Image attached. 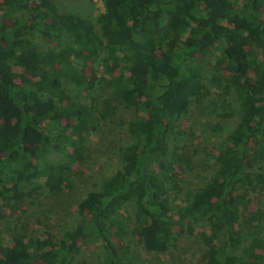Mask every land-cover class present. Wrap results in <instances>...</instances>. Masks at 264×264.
Listing matches in <instances>:
<instances>
[{
    "label": "trees",
    "instance_id": "trees-1",
    "mask_svg": "<svg viewBox=\"0 0 264 264\" xmlns=\"http://www.w3.org/2000/svg\"><path fill=\"white\" fill-rule=\"evenodd\" d=\"M103 5L94 25L51 0L0 1V208L62 194L88 137L122 128L119 168L78 201L77 226L0 228V264H88L89 239L99 264H140L129 239L164 254L197 229L202 264H264V0ZM208 100L211 131L231 127L205 159L209 180L185 191L179 124Z\"/></svg>",
    "mask_w": 264,
    "mask_h": 264
},
{
    "label": "rangeland",
    "instance_id": "rangeland-1",
    "mask_svg": "<svg viewBox=\"0 0 264 264\" xmlns=\"http://www.w3.org/2000/svg\"><path fill=\"white\" fill-rule=\"evenodd\" d=\"M1 1V0H0ZM58 10L64 14H73L88 19L95 25L96 18L103 13L104 7L100 0H51ZM78 100H84V91L75 93ZM220 104V102H219ZM237 105H233L236 108ZM212 106L208 101L198 105H192L189 113L184 116L179 124L180 136L177 146L182 152L192 153L191 170L177 171L181 178V187L187 191L195 189L206 183L211 177V172L206 166V157L215 153L221 137L229 130L230 125H225L222 134L215 135L210 129V123L214 119L211 112ZM98 122H100L98 120ZM102 132L88 137L87 154L82 163L72 166V185L58 196L42 193L33 205L24 203L14 214L8 208H0L3 219H0V228H12L14 224L22 223L26 226L30 237L39 236L45 232L62 233L73 229L78 224L76 204L87 193L96 188L101 179L108 176L119 168V162L113 149L116 134H122V128L108 129L102 126ZM116 137V138H115ZM194 150L197 151L194 153ZM181 150H179L180 152ZM210 164V162H209ZM256 208L254 203L248 206V212ZM131 207L125 206L124 212H130ZM247 213L245 214V216ZM197 229L192 235L186 233L178 235L175 247L167 253H147L137 237L129 239L128 245L132 255L140 264H202V245L197 237ZM0 240L5 244L9 241V233L2 232ZM102 246L93 239L87 240L80 245V255L77 260L88 264H99Z\"/></svg>",
    "mask_w": 264,
    "mask_h": 264
},
{
    "label": "built area",
    "instance_id": "built-area-1",
    "mask_svg": "<svg viewBox=\"0 0 264 264\" xmlns=\"http://www.w3.org/2000/svg\"><path fill=\"white\" fill-rule=\"evenodd\" d=\"M101 1V3L103 4V0H100ZM103 7H104V5H103Z\"/></svg>",
    "mask_w": 264,
    "mask_h": 264
}]
</instances>
